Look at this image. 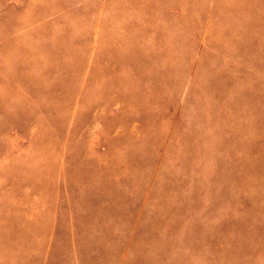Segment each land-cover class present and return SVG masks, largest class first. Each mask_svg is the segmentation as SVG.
<instances>
[{"label": "rangeland", "instance_id": "rangeland-1", "mask_svg": "<svg viewBox=\"0 0 264 264\" xmlns=\"http://www.w3.org/2000/svg\"><path fill=\"white\" fill-rule=\"evenodd\" d=\"M0 264H264V0H0Z\"/></svg>", "mask_w": 264, "mask_h": 264}]
</instances>
